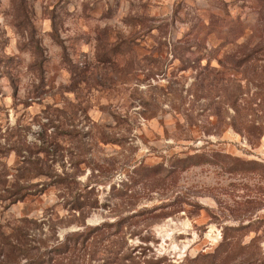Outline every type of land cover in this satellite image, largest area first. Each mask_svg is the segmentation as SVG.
<instances>
[{
  "label": "rangeland",
  "instance_id": "obj_1",
  "mask_svg": "<svg viewBox=\"0 0 264 264\" xmlns=\"http://www.w3.org/2000/svg\"><path fill=\"white\" fill-rule=\"evenodd\" d=\"M242 108L264 0H0V264H264Z\"/></svg>",
  "mask_w": 264,
  "mask_h": 264
},
{
  "label": "trees",
  "instance_id": "obj_2",
  "mask_svg": "<svg viewBox=\"0 0 264 264\" xmlns=\"http://www.w3.org/2000/svg\"><path fill=\"white\" fill-rule=\"evenodd\" d=\"M250 108H251V106H250ZM242 110L243 111H242V116L241 117L239 116V110L237 111V114H238L237 118H239L238 123L240 124L239 129L240 130L242 129V130H244L247 133L251 129H257L259 134H260V136H261L264 133V115L258 116V118H255L256 119L255 120L254 118H252V116H250V113H249V111L246 108H242ZM255 116H256V114H255ZM235 120H237V119H235ZM63 177L64 178L59 177V181H62V179L65 180V176H63ZM64 180L62 182H64ZM86 186H88V185H86ZM96 203L97 202H93V203L89 204V207H94V204H96ZM85 205H87V204L84 203L81 206V203H80V204H77V206H75V208H73V209L78 210V211L79 210L82 211V208ZM87 228L88 227H86V229ZM89 230L93 232V231L97 230V227H91V228H89ZM130 259H132V258L130 257Z\"/></svg>",
  "mask_w": 264,
  "mask_h": 264
}]
</instances>
